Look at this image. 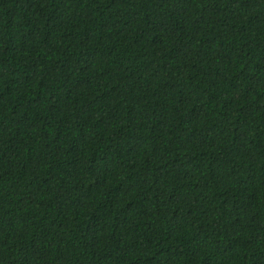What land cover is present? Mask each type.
I'll return each instance as SVG.
<instances>
[{
	"label": "trees",
	"instance_id": "16d2710c",
	"mask_svg": "<svg viewBox=\"0 0 264 264\" xmlns=\"http://www.w3.org/2000/svg\"><path fill=\"white\" fill-rule=\"evenodd\" d=\"M0 264H264V0H0Z\"/></svg>",
	"mask_w": 264,
	"mask_h": 264
}]
</instances>
